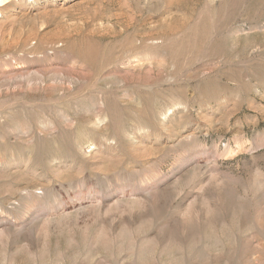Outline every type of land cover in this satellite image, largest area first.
Here are the masks:
<instances>
[{
    "label": "rangeland",
    "instance_id": "374dc122",
    "mask_svg": "<svg viewBox=\"0 0 264 264\" xmlns=\"http://www.w3.org/2000/svg\"><path fill=\"white\" fill-rule=\"evenodd\" d=\"M0 264H264V0H1Z\"/></svg>",
    "mask_w": 264,
    "mask_h": 264
},
{
    "label": "bare ground",
    "instance_id": "6f19581e",
    "mask_svg": "<svg viewBox=\"0 0 264 264\" xmlns=\"http://www.w3.org/2000/svg\"><path fill=\"white\" fill-rule=\"evenodd\" d=\"M1 1V0H0Z\"/></svg>",
    "mask_w": 264,
    "mask_h": 264
}]
</instances>
